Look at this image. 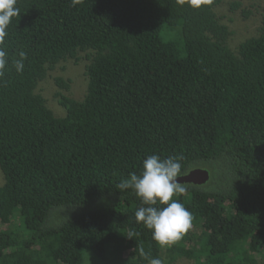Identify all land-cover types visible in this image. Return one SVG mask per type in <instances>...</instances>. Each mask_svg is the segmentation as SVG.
Wrapping results in <instances>:
<instances>
[{
	"label": "trees",
	"instance_id": "trees-1",
	"mask_svg": "<svg viewBox=\"0 0 264 264\" xmlns=\"http://www.w3.org/2000/svg\"><path fill=\"white\" fill-rule=\"evenodd\" d=\"M243 1L227 11L263 25L232 47L224 0H18L0 77V264H148L140 247L165 264H264V14ZM67 62L84 63L86 93L60 95L57 117L36 88ZM153 154L208 174L175 197L193 221L170 247L117 188Z\"/></svg>",
	"mask_w": 264,
	"mask_h": 264
},
{
	"label": "clouds",
	"instance_id": "clouds-1",
	"mask_svg": "<svg viewBox=\"0 0 264 264\" xmlns=\"http://www.w3.org/2000/svg\"><path fill=\"white\" fill-rule=\"evenodd\" d=\"M211 2L212 0H190V5L193 8H200L202 4ZM19 15L18 0H0V77L4 76L9 64V53L4 47L6 37L9 35L8 28L12 23V18ZM26 58L27 54L24 51H19L18 58L11 62L17 73L23 72ZM52 71L49 72L47 78H49ZM47 78L40 82L38 86L45 82ZM37 88L36 93L41 95ZM55 89L54 100L63 111L61 117L66 115V109L59 103L60 95L80 102L84 99L86 93L85 90L83 97L77 99L72 96L71 87L67 91L59 89L57 86H55ZM44 100L49 108L45 97ZM50 110L53 112L52 109ZM53 114L56 116L54 112ZM182 159V157L175 155L161 157L158 154H153L147 156L142 162V171L139 175L133 173L128 179L117 185L120 192L131 189L141 201L142 206L135 211L134 219L151 231L152 240L161 247L174 245L192 228V213L175 198L187 191L186 187L177 181V178L183 175ZM139 255L147 260L148 264H165V260L159 257L153 258L150 251L146 252L143 247L139 248Z\"/></svg>",
	"mask_w": 264,
	"mask_h": 264
},
{
	"label": "rangeland",
	"instance_id": "rangeland-1",
	"mask_svg": "<svg viewBox=\"0 0 264 264\" xmlns=\"http://www.w3.org/2000/svg\"><path fill=\"white\" fill-rule=\"evenodd\" d=\"M232 0H224V4L221 7V12L225 18L223 22H227V25L230 27V30L233 33V39L231 42L232 47H236V45L241 42L242 40L246 39V37H250L260 26L263 25L262 17L260 14H257L256 18H247L242 15V11H236L229 13L227 9H229V2ZM241 2V7L244 8L247 1L243 0H236ZM262 7L260 13L264 14V0L261 2ZM227 11H225V10ZM63 77L66 81L68 79L71 80V94L74 98L81 99L86 90V79L84 77V63H74V62H67L66 64H61L60 66H56L55 70L50 73L49 78L43 83H41L37 90L41 95L45 97L47 100V104L50 109L56 114V116L61 117L63 116V111L61 108L58 107L56 100H54L55 94V81L54 77ZM4 182L3 175L0 171V184ZM1 184V185H2ZM5 228V227H4Z\"/></svg>",
	"mask_w": 264,
	"mask_h": 264
},
{
	"label": "water",
	"instance_id": "water-1",
	"mask_svg": "<svg viewBox=\"0 0 264 264\" xmlns=\"http://www.w3.org/2000/svg\"><path fill=\"white\" fill-rule=\"evenodd\" d=\"M208 179V174L206 171L201 169H196L190 171L188 174L178 177L177 181L184 183H192V184H203Z\"/></svg>",
	"mask_w": 264,
	"mask_h": 264
}]
</instances>
